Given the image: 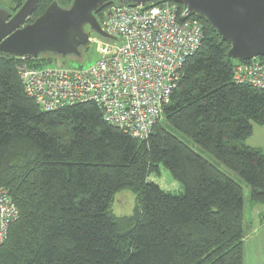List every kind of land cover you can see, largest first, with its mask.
<instances>
[{
    "label": "trees",
    "instance_id": "1",
    "mask_svg": "<svg viewBox=\"0 0 264 264\" xmlns=\"http://www.w3.org/2000/svg\"><path fill=\"white\" fill-rule=\"evenodd\" d=\"M24 1L10 0V11ZM54 1L72 2L39 0L26 22ZM190 15L202 25L200 48L182 66L163 123L144 139L105 122L94 102L42 110L24 92L17 66L41 67L55 55H0V187L18 210L0 264H244L242 186L169 128L234 172L249 200L264 205V154L241 144L253 124L264 126V91L232 80L230 44ZM160 165L181 192L151 180ZM123 189L134 193L135 207L117 216L110 204Z\"/></svg>",
    "mask_w": 264,
    "mask_h": 264
},
{
    "label": "built area",
    "instance_id": "2",
    "mask_svg": "<svg viewBox=\"0 0 264 264\" xmlns=\"http://www.w3.org/2000/svg\"><path fill=\"white\" fill-rule=\"evenodd\" d=\"M98 60L89 68L17 66L24 92L44 111L94 102L105 122L138 139L146 138L181 77L185 60L200 48V21L178 4L134 5L110 1L100 10ZM232 80L264 91V62L235 60ZM18 217L8 191L0 187V244Z\"/></svg>",
    "mask_w": 264,
    "mask_h": 264
},
{
    "label": "water",
    "instance_id": "3",
    "mask_svg": "<svg viewBox=\"0 0 264 264\" xmlns=\"http://www.w3.org/2000/svg\"><path fill=\"white\" fill-rule=\"evenodd\" d=\"M114 0H72L67 8L56 1L32 22H26L39 0H25L13 13L0 8V55L34 58L42 53L80 56L87 42L85 28L109 37L99 26L94 12ZM146 5L158 0H117ZM204 18L222 41L230 44L228 56L247 61L264 58V0H166Z\"/></svg>",
    "mask_w": 264,
    "mask_h": 264
},
{
    "label": "rangeland",
    "instance_id": "4",
    "mask_svg": "<svg viewBox=\"0 0 264 264\" xmlns=\"http://www.w3.org/2000/svg\"><path fill=\"white\" fill-rule=\"evenodd\" d=\"M0 8H5L10 11V0H2L0 2ZM85 33L89 37H95L96 33L87 26ZM87 42L80 49V56H52L51 63H45L41 67H53L59 66L74 70H84L92 66L99 58L96 50V44L94 42ZM161 120V119H160ZM163 123V120L160 121ZM176 136L186 142L192 149L201 155L203 158L213 163L217 168L226 173L228 176L236 180L243 188L244 196V226L248 227L249 224L257 227L259 219L256 212L260 211L264 213V206L261 204H253L250 199V188L245 184L234 172L226 169L223 164L211 157L202 148L196 145L187 136L181 134L177 130L169 128ZM242 145L256 148L264 154V126L259 124H253L251 134L246 137L242 142ZM151 180L159 184L162 188L169 190L173 193H179L182 191V186L174 180L170 172L163 166H159V173L150 177ZM135 207V195L131 190L123 189L119 190L113 195V199L110 204V210L117 216H127L133 212ZM261 213V214H262ZM264 216V215H263ZM262 217V216H261ZM244 264H264V223L263 225L254 230L253 233H249L248 238L244 241Z\"/></svg>",
    "mask_w": 264,
    "mask_h": 264
},
{
    "label": "crops",
    "instance_id": "5",
    "mask_svg": "<svg viewBox=\"0 0 264 264\" xmlns=\"http://www.w3.org/2000/svg\"><path fill=\"white\" fill-rule=\"evenodd\" d=\"M159 185V184H158ZM160 186V185H159ZM161 187V186H160ZM162 188V187H161ZM162 189H164V188H162ZM164 190H166V189H164ZM166 191H169V190H166ZM169 192H171V191H169ZM264 206V205H263ZM262 212H260V211H258V212H256V215H257V217H258V219H259V223H258V225H257V227L256 226H254L255 224H253V226L251 225V224H249L248 225V227H246L245 226V229H246V235H245V238H244V241H245V239L246 238H248V236H249V233H253L254 232V230H257L258 228H260L262 225H263V223H264V213H262ZM262 216V217H261Z\"/></svg>",
    "mask_w": 264,
    "mask_h": 264
}]
</instances>
